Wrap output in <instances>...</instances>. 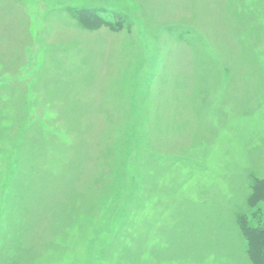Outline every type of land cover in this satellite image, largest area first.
I'll return each instance as SVG.
<instances>
[{
    "label": "rangeland",
    "instance_id": "obj_1",
    "mask_svg": "<svg viewBox=\"0 0 264 264\" xmlns=\"http://www.w3.org/2000/svg\"><path fill=\"white\" fill-rule=\"evenodd\" d=\"M242 220L264 0H0V264H254Z\"/></svg>",
    "mask_w": 264,
    "mask_h": 264
},
{
    "label": "trees",
    "instance_id": "obj_2",
    "mask_svg": "<svg viewBox=\"0 0 264 264\" xmlns=\"http://www.w3.org/2000/svg\"><path fill=\"white\" fill-rule=\"evenodd\" d=\"M79 21L90 28V26H102L105 20L97 12H78ZM88 22V23H86ZM90 23V24H89ZM117 24H120L117 23ZM116 24V25H117ZM242 233L248 243V253L254 264H264V227H248L245 223L240 225Z\"/></svg>",
    "mask_w": 264,
    "mask_h": 264
}]
</instances>
